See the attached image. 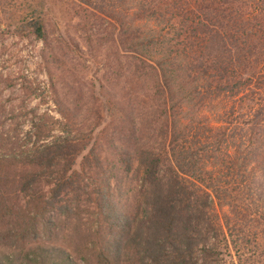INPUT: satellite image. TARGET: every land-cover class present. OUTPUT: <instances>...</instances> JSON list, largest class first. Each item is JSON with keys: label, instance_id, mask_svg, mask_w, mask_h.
<instances>
[{"label": "trees", "instance_id": "1", "mask_svg": "<svg viewBox=\"0 0 264 264\" xmlns=\"http://www.w3.org/2000/svg\"><path fill=\"white\" fill-rule=\"evenodd\" d=\"M74 1L79 7H97L93 17H105L101 20L112 31L121 56L155 77L156 102L149 107L153 117L141 119L146 109L142 102L138 122L128 115L130 131L118 137L129 145L106 158L107 179L113 176L112 163L140 174L130 215H120L117 201L96 183L94 199L86 194L85 202L98 217L92 231L100 251L96 264H256L242 254L249 232L264 238V0ZM44 12L39 8V16L26 19L17 32L44 40ZM183 60L195 65L188 79L180 67ZM135 105L122 104L117 112L123 111L124 118ZM4 115L0 111L2 119ZM34 127L38 140L41 127ZM57 140L25 155L23 162L32 170L10 180L16 182L18 198L26 201L25 211L5 206L2 215L21 213L16 220L22 226L0 232V240H38V234L50 232L49 212L66 213L69 203L77 206L83 200L79 185L90 183L75 172L66 175L70 164L52 169L58 160L73 161L80 148L66 140L57 145ZM90 154L99 167L97 150ZM4 161H10L8 155H0ZM39 170L48 171L47 176ZM42 178L52 184L46 199L37 198ZM38 223L43 227L37 233ZM230 223L238 227L235 233L245 227L248 231L233 240ZM111 228L117 230L115 239L105 233ZM38 242L25 252L21 249L15 264H77L74 250L70 255ZM260 246L264 248V241ZM257 249L256 244L247 250L254 255ZM231 251L236 257L224 259ZM14 262L13 256L0 258V264Z\"/></svg>", "mask_w": 264, "mask_h": 264}, {"label": "rangeland", "instance_id": "2", "mask_svg": "<svg viewBox=\"0 0 264 264\" xmlns=\"http://www.w3.org/2000/svg\"><path fill=\"white\" fill-rule=\"evenodd\" d=\"M39 8L45 11V39L35 40L31 35L19 34V25L31 16H39ZM94 9L79 7L74 0H0V111L5 114L4 119L0 117V121L3 120L0 124V155H8L10 160L0 162V232L22 226L19 220L22 218L20 214L25 211L26 201L18 198L15 194L16 182L10 184V180L32 170L30 165L23 162L25 155L28 156L35 147L40 150L52 144L54 138H58L57 145L65 144V140L71 146L77 144L80 148L78 157L73 161L69 158L58 160L60 163H54L52 169L58 171L62 165L70 164L66 175L75 172L90 185L84 188L79 185L80 191L85 194L77 206L69 203L70 208L63 214L49 212L53 214L49 234L37 235L41 246L58 247L70 255L74 250L73 260L77 264H85L84 261L96 264L99 259V243L95 233H92L94 229L97 230L98 217L92 215L96 212L92 208L94 206L85 202L87 193L90 201L94 199L92 183L112 195L113 200L117 201L115 209L120 215L127 217L132 211L140 174L132 173V169L124 172L118 168L119 163H112L115 167L111 170L113 176L107 179L106 158L112 159L109 154L113 150L122 151L129 145L118 140L124 138L122 132L126 135V131H130L132 121L129 122L128 115L137 123L136 113H139L142 102H146L142 106L146 109L141 112V119L145 117L150 121L153 116L149 107L156 102L152 97L154 75L143 72L140 67L137 70L133 61L121 56L113 41L112 31L101 20L105 17H93L98 8ZM180 67L185 70L184 77L189 72L195 73V65L184 60ZM127 96L129 101L124 100ZM127 103L136 105L130 109L132 112L127 110V106L124 107L129 114L123 118V111H117ZM34 126L41 127L38 140L33 135ZM92 149L97 150L100 157L99 167L91 160ZM90 167L93 169L89 172ZM40 172L44 177L48 174V171ZM47 179L38 180L37 198L48 197L52 184H48ZM6 205H12L14 212L21 213L4 217L2 214ZM69 211L72 214L70 217ZM16 217H19L18 221ZM42 227L39 223L35 225L37 233ZM230 227L233 240L248 231L246 227H241L244 230L235 233L238 227H232V223ZM116 232L113 228L105 230L112 239L116 238ZM6 237L0 240V258L13 256L14 264L23 254L21 249L25 252L38 241L32 236L22 241L17 237ZM260 238L259 234L255 236L249 232L244 245L246 250L242 254L256 264H264V248L260 246L264 238ZM89 241L96 243V246L92 247ZM256 244L258 249L252 255L247 249ZM16 250L18 254H15ZM233 256L236 257L231 251L224 259L230 261Z\"/></svg>", "mask_w": 264, "mask_h": 264}]
</instances>
